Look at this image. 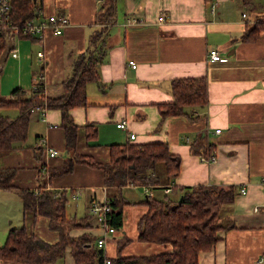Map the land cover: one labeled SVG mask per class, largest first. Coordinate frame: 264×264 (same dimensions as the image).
Returning <instances> with one entry per match:
<instances>
[{
  "label": "crops",
  "instance_id": "0c3cea01",
  "mask_svg": "<svg viewBox=\"0 0 264 264\" xmlns=\"http://www.w3.org/2000/svg\"><path fill=\"white\" fill-rule=\"evenodd\" d=\"M39 1L44 13L63 12L68 23L58 34L47 30L42 36L8 39L0 50V73L6 62H29V83L12 89L19 87L25 96L30 95L33 81L38 80L42 86L39 94L57 96L73 60L86 49L100 25L96 16L102 0ZM116 7V19L105 36L107 51L96 67L99 82H87L85 105L69 111L77 126L73 152L106 163L112 143L165 142L169 152L179 156V168L165 183L164 166L156 165L155 173L163 177L158 184L163 193L175 197L181 186L199 184L233 185L236 190L232 202L220 210L219 220L227 226L217 230L211 248L199 251V263L264 264L258 261L264 250V30L255 39H242L249 24L264 19V0H116ZM12 45L18 48L16 56L9 52ZM211 48L224 58L209 59ZM38 50L42 57L37 56ZM198 76L206 79V104L186 107L185 114L162 119L157 104L172 99L170 80ZM11 91L0 98H16ZM0 114L15 117L18 108L0 105ZM28 119L25 139L0 150V167L15 169L11 183L16 187L35 190L40 175L47 188L65 190L68 200L75 201L70 211L65 208L66 216L82 225L91 224L72 227L69 235L86 233L93 249L102 252L98 264H104L106 257L112 260L117 255L171 250L169 243L137 239V221L147 210L145 197L153 195L155 188L151 183L122 187V224L105 235L103 248L97 247L102 230L95 225L88 205L106 198L103 170L77 161L71 171L47 180L43 168H58L71 156L65 149L61 114L57 108H45L29 112ZM121 119L126 120V128L116 125ZM90 123L96 129L92 135L87 134ZM130 132L134 138L129 137ZM192 144L197 151L191 150ZM49 150L56 153L50 155ZM210 153L215 160L207 159ZM129 187L139 196L129 197ZM8 191L14 202L17 194ZM72 193L77 197L71 198ZM21 209L27 231L50 243L58 240L59 233L49 226L47 216L23 211L22 203ZM70 248L65 246L63 256L53 262L75 264Z\"/></svg>",
  "mask_w": 264,
  "mask_h": 264
},
{
  "label": "trees",
  "instance_id": "16d2710c",
  "mask_svg": "<svg viewBox=\"0 0 264 264\" xmlns=\"http://www.w3.org/2000/svg\"><path fill=\"white\" fill-rule=\"evenodd\" d=\"M35 0H11V17L20 24L32 16ZM116 0H102L96 16L99 27L89 37L86 49L79 53L72 62L70 74L61 82L62 92L57 96H42V86L25 96L16 87L11 93L16 98L3 101L0 105H14L18 108L15 117L0 114V150L10 149L15 142L25 139L29 123V108L44 104L47 108H57L61 114V127L64 132L65 149L71 153L58 168H43L47 180L55 174L71 171L74 162H83L103 170V184L107 188L108 210L106 217L115 228L122 224L121 207L124 203L121 189L127 183H151L163 188L156 165L164 166L165 183L173 179L179 168V156L169 152L165 142L149 143H112L109 146V161L100 163L89 155L73 152L77 137L75 125L69 111L74 106L86 103V84L99 82L97 65L106 54L105 36L109 24L116 19ZM264 30V19H256L247 26L242 39H255ZM3 41L0 40V50ZM169 90L172 99L157 104L162 119L168 115L186 113V107L203 106L207 102V85L204 76L178 77L170 80ZM264 110V104H263ZM87 134H94V124ZM88 126V124L86 125ZM191 150L197 151L194 144ZM15 169L0 167V188L14 191L22 202L23 211L34 215L42 214L49 218V226L59 233L57 241L50 243L27 231L23 224L8 229L6 239L0 245V264H46L64 254L69 245L75 264H92L103 259L100 249H93L90 237L83 233L73 237L69 235L72 227L81 226L82 222L66 216L68 198L65 190L54 191L46 187V181L39 175V185L34 189L16 187L11 183ZM39 172L41 170L39 169ZM172 188V186L170 187ZM180 193L170 197L146 195L144 202L147 210L137 221V239L156 243H169L171 250L148 255L119 256L110 260V264H200L198 253L211 248L217 240V230L226 227L219 220L220 210L229 205L236 193L233 185H187L179 188ZM58 193V194H56ZM181 200L178 201L179 196ZM90 226L91 224H83ZM82 225V226H83Z\"/></svg>",
  "mask_w": 264,
  "mask_h": 264
},
{
  "label": "built area",
  "instance_id": "2783aa9c",
  "mask_svg": "<svg viewBox=\"0 0 264 264\" xmlns=\"http://www.w3.org/2000/svg\"><path fill=\"white\" fill-rule=\"evenodd\" d=\"M39 0L33 1L32 5V16L24 20V22L17 24L12 21L11 17V0H0V40L3 41V45L6 43L8 39L18 38L21 36H31V35H39L50 30L54 33H61L62 28L65 24L68 23L69 19L66 14L63 12H51L44 13L42 6ZM245 13H242L244 16ZM159 20L163 19V15L158 16ZM9 52L12 56H16L18 52V48L15 45H12L9 49ZM38 57L43 56L42 50L36 51ZM208 57L212 60H220L224 57L220 54L219 50L216 48H211L208 51ZM128 63L135 67V62L132 59L128 60ZM40 83L38 80L33 81L31 85L32 91L38 88ZM45 104V103H44ZM36 105L30 107L29 112L33 110H44L46 106ZM116 125L121 128H126V120H119ZM215 131H219L218 128ZM130 138H134V133L129 134ZM56 153V150H49V154L53 155ZM211 160H214V157H210ZM165 191L169 190V187H165ZM244 191V190H242ZM58 194V193H56ZM150 195V194H149ZM77 193H72L71 198H76ZM108 202L107 199L104 198L102 201H91L88 205V212L94 216L95 225L102 230L101 236L96 239V246L103 248L105 244V235L107 233H113L117 228L112 226L106 217V212L108 210ZM259 262L264 261V250L261 256L258 259ZM104 264H110V258L106 257L104 259Z\"/></svg>",
  "mask_w": 264,
  "mask_h": 264
},
{
  "label": "rangeland",
  "instance_id": "374dc122",
  "mask_svg": "<svg viewBox=\"0 0 264 264\" xmlns=\"http://www.w3.org/2000/svg\"><path fill=\"white\" fill-rule=\"evenodd\" d=\"M15 61V59H14ZM17 61V60H16ZM7 62L5 63L4 69L0 73V95L8 94L9 91L16 86L17 84L22 85L24 83L27 85L30 81V78H28V63L24 62L22 64H17V62ZM23 71V74L21 72ZM47 108V107H46ZM213 156L215 160V155L213 153H210L207 155V159L209 161H213L210 159V157ZM158 171V168H157ZM157 174V173H156ZM158 175V174H157ZM159 177V181L163 182V177ZM128 190L130 191L129 197H138L139 194L138 191L135 188L129 187ZM153 195L155 196H163L162 189L159 187L153 188ZM15 201L10 198V192L7 189H1L0 188V233L2 237V242L0 245H2L6 239V235L8 232L9 227L11 226H19L22 224V209H21V203L20 199L18 198V195H16ZM75 201L72 199L69 200L66 203V211H70L71 208L74 207ZM69 217V216H68ZM95 264H98L97 258L95 257L93 259ZM59 261L56 263L51 261L46 264H58Z\"/></svg>",
  "mask_w": 264,
  "mask_h": 264
},
{
  "label": "water",
  "instance_id": "95a60500",
  "mask_svg": "<svg viewBox=\"0 0 264 264\" xmlns=\"http://www.w3.org/2000/svg\"><path fill=\"white\" fill-rule=\"evenodd\" d=\"M181 197H182V196L180 195V196H179V198H178V201H180V200H181Z\"/></svg>",
  "mask_w": 264,
  "mask_h": 264
}]
</instances>
